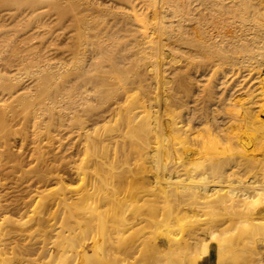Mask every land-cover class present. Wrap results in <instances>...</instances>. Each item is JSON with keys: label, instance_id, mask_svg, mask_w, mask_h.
Wrapping results in <instances>:
<instances>
[{"label": "bare ground", "instance_id": "obj_1", "mask_svg": "<svg viewBox=\"0 0 264 264\" xmlns=\"http://www.w3.org/2000/svg\"><path fill=\"white\" fill-rule=\"evenodd\" d=\"M163 4L165 18L171 27L158 30L161 26L155 24V28L152 29L156 30L159 36H165V40L170 42L168 45L165 44L168 47L165 51L161 37L157 36V38L141 32L142 37L147 39L143 44H146L145 49L148 51L139 52L142 55L141 59L129 60L132 54L124 52L126 49L122 46L119 47L120 36L118 35L120 32L132 34L134 32L132 27L125 30L123 26L136 27L135 25L138 26V22L141 21L122 10L121 13L114 12L117 16H112L113 24L106 25V22L102 24L97 34H102V37L91 51L86 50L88 34L79 31L69 33L67 38L71 42L67 51L68 59L65 65L53 64L55 70L52 72L40 75L47 71L49 66L39 65L40 59H43L40 52L33 55L32 74L44 78L56 75L64 82L61 87L55 85L54 98H47L50 103H40V110H43V113L49 112L52 106L62 102L65 117L70 115V118L75 120L78 116L85 115L86 120L91 123V128L85 130L79 127L74 131L75 137L82 145V157L76 166L70 168L74 179L78 181V186L80 183L75 192L76 198L67 197L63 177L51 170L45 175L41 174L37 182L35 181L36 185L31 184L29 180V184L27 181L25 184L24 182L14 183L11 190L16 191L18 195L22 191V184L27 190L23 189V191L30 192L27 198L25 197L26 201L22 200L20 205L15 204V201L14 204L9 202V199L7 202L6 193L0 195V211L7 212L12 208L11 210L16 209L18 212L24 210L23 213H27L30 211L27 210L28 208H34L37 214V217L34 216L33 221L30 222H20L22 219L20 216L18 219L9 216L2 218L4 223L0 225V264H20V261L26 258L23 255H29V247L22 246L25 242L22 240L24 242L22 243L19 240L23 237L27 239L26 234L31 236L33 227L35 231L37 230L36 232L45 235L50 228V211L54 205H63V212L67 211L69 214L65 217L66 220L62 219L64 223H59L62 220L58 222L62 226L59 227V233L55 234L54 240L48 241L51 248L49 247L46 252L43 251L44 245V247L39 246L43 254L46 252V257L50 254L53 258L57 256L56 260L54 259L57 264H102L104 259L101 260L100 256L98 258L94 254L91 256L88 251L94 253L96 250L105 249V255L111 256V248L107 250L106 248L108 242L113 241L106 238L107 232L103 235L107 246L104 238L105 245L99 249L100 241L98 244L96 240H92V244L86 246L80 245V237L75 232L77 227L91 228L83 227L89 224L88 219L91 216L88 215L91 213L94 216L97 208L91 206L90 209V205L87 204L89 208L86 209L89 213L85 215L89 217L88 219L84 217L78 219L73 215L74 210L85 209L86 200H94L92 201L94 205L95 196L102 193L101 197L96 198V201L98 200L96 204L98 205L100 201L104 205L113 202L110 208H106V205L102 206L112 211V216L110 212L109 215L111 228L115 234L111 236L109 232V237L114 238L116 235L120 242L119 248L117 240L113 243H116L117 247L111 246V243L110 246L113 249L118 248L119 254L124 257L117 259L116 262L105 259L108 263L121 264L139 253L141 264H197L199 258L207 255L208 246H201V240L195 237L198 236L197 232H203L206 229L210 235L206 231L204 234L215 237L211 243L216 245V264H225L226 260L230 263L226 256L230 254L226 246L228 241L224 237L228 230L226 228V231L219 233V229L224 225L220 223L219 217L221 215L236 218L239 216L237 219H242L240 215H248L259 222L255 229H264L262 225L264 220V131H259L262 127L260 125L264 122L259 117L262 121L255 120V123L253 118L255 115L257 117L258 111L254 110V107L259 105L251 106V103L257 102L254 101L257 97L264 98V70L261 71L263 74L261 81L258 79L257 85L254 84L258 88H254L255 91L260 93L253 96L254 91L250 92V90V93L246 95L247 99H250L248 103L245 102L248 108L243 105L244 103L239 102V97L231 105L229 99L232 97L227 92V76L235 80L236 84V77L234 78V75L232 77L231 72L236 71V76L239 73L238 78L240 80L242 78V82L247 84L246 81L254 73L253 71L256 69L260 71V68L264 66V0H163ZM139 27L143 28V26ZM153 35L156 36L154 32ZM109 52H113L112 56ZM166 54L176 58L177 61L170 64L169 60L166 61L168 58ZM178 62L179 67L173 65ZM223 65L228 70L225 72L226 70L223 69L224 74L220 71ZM199 69L208 70L209 74H206V77L211 78L214 84L210 81L211 85H209V79L206 78L208 83L203 82L207 84L199 86L192 94L190 90L197 85L187 78L186 72L191 70V76L192 71L198 73ZM242 72L245 74L241 75ZM202 74H199L198 79L203 78H201ZM217 76L221 78L214 80ZM230 77L229 80H231ZM255 77L259 78V74ZM3 78V75H0V80ZM255 79H253L254 82H256ZM148 80L156 84L153 91H150ZM197 81L196 79L193 82L200 83ZM216 81L218 82L215 84ZM170 83H173V86H167ZM228 83H230L228 86L232 85L231 82ZM235 84L234 88H237L235 86L239 84ZM222 88V91L226 90L225 95H227L226 92L229 94L230 106L233 109L236 108L233 112L240 107L239 110H242L237 112L236 117L232 115L233 112L231 113L230 116H233L231 121L233 120L232 123L235 121L236 126L232 125L229 128L231 130L228 129L229 132L221 128L227 116L223 117L224 121L220 124L218 122L220 116L217 117L215 114L222 108H219L221 102L214 92L217 93V89L221 91ZM25 89L7 94L1 93L0 96L19 99ZM29 89L30 87H27L26 90ZM199 89L200 91L197 92ZM241 89L237 92L244 90V88ZM229 90L233 92L234 89L231 86ZM244 92L246 94L245 90ZM217 95L219 96L218 93ZM216 97L218 98L216 101L220 102L219 104L216 102L217 105ZM249 107L253 108L254 114L255 112L257 114L254 115ZM224 108H227V105ZM224 112H219V115H225ZM0 120L7 123L4 113L0 116ZM85 123L86 121L80 122L81 125ZM229 123L231 126L232 123ZM255 124L258 125L255 126ZM243 127L253 132L254 138L249 137L253 138L252 141L248 140V135L245 136ZM250 143L253 146L251 148ZM235 163L245 165L247 169L243 168L248 171H244L249 174L244 175L249 176L241 179L243 174H235V171H232L235 169L233 168ZM236 175L240 177H235ZM108 179L113 183L105 182L109 181ZM102 184L106 189H103V186L101 189ZM13 194L15 196V192ZM100 198L102 200H99ZM85 210H83L84 213H86ZM102 213H100L102 218L99 219L105 220ZM194 216L203 219L197 218L198 220L192 222L187 220ZM69 220H72V226ZM32 222L33 227L30 226ZM236 223L234 225L237 226L238 223ZM95 225L92 227L95 228ZM183 228H188L189 233L179 238L176 231ZM109 231L112 233L111 229ZM24 232L28 233L22 237ZM239 238L249 248L255 247L256 240L259 239V237L254 238L243 233L239 234ZM28 239L27 241H31ZM27 244L31 245V242ZM79 247L80 250H77ZM59 251L62 252L57 255ZM105 255L102 257L105 258ZM116 255L112 254V259H115ZM235 255L232 256H235L236 262L232 263L250 264L246 261L250 258L245 257L247 254H244V258ZM31 256L28 257L31 258ZM241 258L245 259L246 263H241L242 261H239ZM251 260L253 261L254 258ZM106 261L105 264H107Z\"/></svg>", "mask_w": 264, "mask_h": 264}, {"label": "rangeland", "instance_id": "obj_2", "mask_svg": "<svg viewBox=\"0 0 264 264\" xmlns=\"http://www.w3.org/2000/svg\"><path fill=\"white\" fill-rule=\"evenodd\" d=\"M122 10L126 11L128 14L134 15L138 21H141V22H138V26L134 24L136 27H134V26H123V29H125V30L131 29V27H132V30H134V32H132V34L120 32V35H118V36H120L118 39L119 47L122 46L123 49H126L124 52H128V54L131 53L132 56L129 58V60L135 61L137 59L142 58V55L139 52H142L143 50L145 52L148 51L145 49L146 44H143L144 41H147V39L142 37L141 32H144V33L146 32L145 35L151 34L149 36L157 37L160 34L158 35L156 30L152 29L155 24L161 26L160 28H158V30L164 29V27H171L167 22L168 20L165 18V8H164L163 0H40V1H36V2H34L32 0H0V75H3V77H4L2 80H0V94L1 93L7 94L9 92H15L16 90H21L23 88L27 89V87H30L29 90L25 89L24 92L22 91L24 94H22L21 98H19V99H13L12 97H9V96H0V116H2V113H4L6 121H7V123L5 124L2 120H0V195L2 196L6 193L7 194L6 197L8 196V198L5 199L6 201H7V199H9V202L13 203L15 201L14 203L15 204L19 203V205H20V202L22 200L26 201L25 199L28 196L27 194L30 192L29 191H28V193L25 192L27 190L24 188L23 185L27 182L29 184V181H31L30 182L31 184L36 185L38 177H40L41 174H44V175L47 174L48 172H50V170L52 172L55 171L54 172L55 174L59 173V175L63 177L64 186L67 188L65 191L67 194V197L71 198V199L76 198L75 192L78 190L80 183L78 186V181H76L74 179V176H73L72 172L70 171V168L76 166L78 164V161L82 157V152H81L82 145L80 144L79 140H77V138L75 137L74 131H76V129H78L79 127H82L85 130L90 129L91 123L86 120L87 117L85 115L78 116L75 120H72L70 118L71 117L70 115L65 117L64 116L65 111H63V109H62V106H63L62 102H61V104H55L54 106H52V109L49 112L43 113L44 111L40 110L39 104L40 103H50V100L47 98L48 97L51 99L54 98L53 95L56 91L55 85L57 84L58 87H61L62 85H64V82L62 81L61 77H57L56 75L55 76H47L46 78L40 77V75L48 74L49 72H52L53 70H55V68H53V64L65 65V62L68 59V57H67L68 52L67 51L69 50L70 42H71L67 38L69 33L79 31V32H83V34H88V36L86 38V50L91 51L93 49L95 43L99 40V38L102 37V34L97 35L98 32H100V29H101L100 27L102 26V24L104 22H106V25L107 24L109 25L111 23L113 24L112 16H117L116 14H114V12L121 13ZM139 26H143V28H141ZM150 26H152V27H150ZM91 27H95V28L90 29ZM120 27L122 28V26H120ZM96 29H97V31H96ZM152 31L156 34V36L153 35ZM94 32L95 33L97 32L96 35ZM131 35H133V36H131ZM159 37L162 38L161 43H163V45H164V47H163L164 51L167 50L168 47H166L165 44L168 45L170 42H167L165 40V38H164L165 36H163V37L159 36ZM39 52L43 56V59H42L43 61L40 59L41 62L39 63V65L47 64L49 67L47 68V71H44L40 75H35V74H32V71H34L33 55H35ZM109 53L112 56L111 53H113V52H109ZM166 56L168 57L166 59V61L169 60L170 64L177 61L176 58H171L167 54H166ZM5 61H7V62H5ZM9 61H10V63H9ZM142 62H143V60H142ZM173 65L176 67H179L177 65H180V63L179 62L174 63ZM223 67H225V66L223 65L222 68L221 69L219 68V69H220V71H222L221 73L224 74L228 70H227V67H225V68H223ZM223 69L226 71L223 72L224 71ZM262 69L264 70V66H262L260 68V71H259V69H256L255 71H253L254 73L255 72H257V73H255V74L253 73L251 75V77L249 79H247V81H246L247 84L245 82H242L243 81L242 78H241V80L238 78L239 73L236 76V71L231 72V74H232L231 76L233 77V75H234V78L236 77V84H235V80H233L230 76H229L230 79L233 81L229 80V77L227 76L228 73H226L227 74L226 76L228 78V80H227V78L225 77L227 80V92L230 95L227 92H226L227 95H225L224 92L226 90L222 91L223 88L221 89V91L219 89H217L219 92L216 90L217 93L219 94V96L217 95L216 92H214V95L216 94V96L219 97V101L221 102V103L219 102L220 103L219 108L220 107L222 108V110H221L222 113L224 112L225 109H227V111L225 110L226 113L224 112L225 115H219L221 113L220 110L217 111L218 113L217 112L215 113L217 117L220 116L218 118L219 119L218 122H220V124H221V121L222 122L224 121L223 117L227 116L224 123L221 124V126H222L221 128L227 129L226 131L229 132V130H231L229 128H231L232 125H233V127L236 126L235 121H234L235 124L232 123L233 120L231 121V117H233V116H230L231 113L236 110V108L233 109V107L230 106L229 100H230V103L232 105L236 101V99L239 97L238 98L240 100L239 102L244 103L243 105L248 108V105H245V102L248 103L250 101V99L248 98L249 99L248 100L246 95L249 94L250 92H253V91H254L253 96L260 93L258 91H255V89H258L255 87V85H257L256 84L258 82L257 80L258 79L260 80V78H262V75H263L261 72ZM200 71H201V69L198 70V73H196L195 71L194 72L192 71L191 76H190L191 70L188 71L189 74L186 72L187 78H189L193 84L197 85L196 88L192 87V89L190 90V92L192 94H194L195 90L198 89L199 86L201 87V86H203V84L206 85L208 82H209L208 84L211 85L210 83L214 82L211 80V78L209 79L208 76L206 77V74L207 75L209 74L208 70L206 71L204 69V71L203 70L201 72ZM201 73H203L201 75V78L202 77L203 78L200 80V78L198 79V77H200L199 74H201ZM193 74L196 75V77ZM240 74L244 75L245 73L242 72ZM258 74H259V78L255 77V76H258ZM220 76H222V74ZM220 76H217V78L215 77L216 79H214V80L221 78ZM147 77L148 76H146V78ZM206 78L209 79V81L205 80ZM237 78H238V80H237ZM252 78L253 79L256 78L255 79L256 82H254V80ZM196 79L200 83H196V82L194 83L193 81H195ZM239 81H241L240 84H239ZM148 82L150 84L149 85L150 91H153L156 84L154 82H151L150 80H148ZM203 82H207V83H203ZM217 82L218 81H216L215 84ZM228 82H231V84H232L231 86L236 92L233 90V92H234L233 93L232 90L231 91L229 90L231 86L230 85L228 86V84H230ZM234 84L235 85L239 84V86H235L237 88H234ZM243 84H244V86H243ZM167 86H173V83H170ZM243 88L246 91V94H245ZM82 89L83 88H81V90ZM200 89L197 90V92L200 91ZM240 89L243 90V91H241L242 95H241V92L240 93L237 92V91H240ZM84 90H85V87H84ZM92 94H93V92H92ZM90 95H91V92H90ZM228 95L231 96L232 99H229ZM226 96L228 98H226ZM217 97L215 99V103L216 102L218 103V101H216V100H218ZM240 98H242V99H240ZM258 98L259 97L254 99V101L255 102L257 101V102L251 103V106H252V104L253 105L254 104L259 105V107L254 105L255 106L254 110L257 109L258 114L260 112V115H258L257 112H255V114H257V117H256V115L254 114L253 108L251 109L249 107V109L253 110V114L255 115V117L253 118L254 121L255 120L256 121L257 120L262 121V119H263V122H264V112H263L264 111V106H263L264 105V98H261V97H260V99H258ZM261 102H263L262 105H260ZM217 103H216V105H217ZM223 104H224V106H223ZM226 105H227V108H224V107H226ZM249 106H250V104H249ZM228 107L231 109H229ZM260 107H262V108H260ZM240 108H238V110L236 112H233L232 115H234L236 117V115H238L237 112H242V110L241 111L239 110ZM261 109H263V111ZM229 110H230V112H229ZM227 112L230 114H228ZM253 114L250 116L251 118L253 117ZM228 116H230L229 119H228ZM235 117H234V120H235ZM259 117L262 119L260 120ZM68 118H69V120H68ZM226 120H227V124H226ZM82 121H86V123L81 125L80 122H82ZM256 121H255V123H256ZM229 122L232 123L231 126H229V124H230ZM257 125L255 124V126H257ZM241 126H242V123H241ZM260 126H262V127H260L261 129L259 131L263 132L264 131V123H263V125H260ZM97 127H99V125H97ZM243 130L246 133V135H245V133H244V135L245 136L248 135V138L254 136V134H252L253 132L251 130L249 131V129H247V128L245 129V127L242 128V131ZM250 134H251V136H249ZM253 138H249L248 140L250 141V139H251V141H252ZM249 145L251 148V146H252L251 143ZM238 163L240 164V162H238ZM232 164H233V162L230 163L231 166H232ZM233 166H235V167H233L235 169L232 170L233 168H231V170L235 171V174H237V175H238V173L243 174V175H241V177H242L241 179H243V177L245 176L244 174L248 173V172H245V171H248V170L244 169V168L247 169V167H245V165H238L235 163ZM227 167L229 168V166H227ZM88 172H92V171H88ZM248 174L244 178L249 176ZM237 175L235 177H240ZM23 182H24V184H22V186H21L22 191L19 192V195L16 193V191L11 190V188L14 187V183H23ZM105 182L113 183V182H111V180H109V181L106 180ZM102 186H103V189H106V187H104L105 186L104 184L101 185V189H102ZM99 188H100V186H99ZM23 189L25 191H23ZM98 191H100V190H98ZM13 192H15V196H14ZM102 195H103V193L98 195V196L101 197ZM98 196H95V202H94L95 206L93 205V202H92L94 200H91V199L86 200V203H85L86 205L87 204L90 205V209H91V206H93V208H97V209H95L96 211H94L95 217L90 213L88 216H91V218L88 219L89 217H87L85 215V214H87V212L89 213L88 209H86V208H89L88 207L89 205H87V207L85 205L86 210L85 209H82V210L78 209L76 211L74 210V214H73L78 219H82L83 217L88 219L89 224H92V225L96 224L95 228H93L92 225L89 226V224L88 225L85 224L83 228H86V227H89V228L91 227V228L90 229H88V228L80 229L77 227L75 232H76V235H78L80 237V239H79V242H81L80 245L86 246L87 244H92V242H91L92 240H96L97 243L99 244V241H100V244L98 245L99 246L98 249L103 247V245H105V244L107 246L106 238H109V240L112 239L111 241H113V242H108L109 248L108 247L106 248V246L104 247V248H106V250L111 248L110 249V250H112L111 256L105 255L106 254L104 251L105 249H103V250L100 249L101 251L96 250L94 253L90 252V250L88 249L89 250L88 254L90 253L91 256L93 254L97 255L98 258L101 257V260L104 259V260H102V264H105V261L109 260V259H111L113 261L115 260V262H116V260L121 258L122 255H120L118 252V248L120 247V242L117 240V237H115L116 235H114V238L113 237L110 238L111 236H113V234H115V233H113L114 232L113 228H111L112 227V224L110 222L111 217L109 215V212H110L109 208L112 207L111 204L113 202L106 203V201H104L106 203L105 204L106 206H105L104 203H102L100 201V202H98V205H97L96 203L98 200L96 201V198H98ZM92 199H94V198H92ZM10 200H12V201H10ZM16 200H18V201H16ZM90 200H91V202H90ZM99 200H102V199L100 198ZM102 205L105 206L106 208L109 207L108 208L109 210L104 208ZM96 206H98V207H96ZM63 208H64L63 205H54L52 207V209L50 211L51 212L50 213V219L51 220L49 223L50 228H49V231H47L48 233L46 232L45 235H42V234H40V232L39 233L36 232L37 230L36 231L34 230L35 228L33 226H31L33 224V222L31 224L29 223L30 226L34 228V229L33 228L31 229V230H33V232L30 233L31 236H28L29 234H26L27 239L29 238L31 241H27V239H25L26 237L25 238L23 237V236H25L24 235L25 233L30 232V230H29L28 232H24L22 235L23 239L21 238L19 240L22 243L25 242L26 245L25 244L22 245L21 242H19V243L22 246L29 247L28 252H30L31 254L29 253V255H27V254L23 255V257H26V258H23L20 261V264H22L23 262H24V264H26L25 262H28L27 264H31V263L32 264H45V263L46 264H57L54 261V259L56 260V258H57V256H55V254H53V256H55L53 258L51 254L48 257H46L47 255H45V253L47 252V249H49V247L51 248V244L49 242H52L54 240L53 238H55L54 237L55 234L59 233V229H60L59 227L62 226L59 223H62V222L64 223V221L62 219H65V217H67L69 214L67 211L63 212ZM11 209H10V211H7V212L0 211V225L2 223H4V220L2 219L4 216H9L13 219H18L20 216V217H22L20 222H30L34 216L37 217V214L34 212V208H28L27 210H30V211L27 213H23L24 210L18 212V210H16V209H14V210H11ZM103 209H105V210H103ZM83 210H85L86 213H84ZM101 210H103L106 213V215H105V213H102L103 211H101ZM106 211H108V212H106ZM100 213L103 214V217L105 220L99 219V218H102V215L100 217ZM107 213H108V215H107ZM111 213H112V211L110 212V214ZM106 216H107V218H106ZM111 216H112V214H111ZM195 217L196 216L189 217L187 220L192 222V221L199 219L198 216L196 217V219H195ZM238 217L239 216H237V218ZM240 217H242V219L241 218L237 219L234 216L233 217H229V216L224 217V215H221L219 217L220 223H222V224L224 223V225L222 226L223 229L220 228L219 233L222 231H226L225 230L226 228L228 230V232L227 231L225 232L224 237H226V239L228 241L226 246H227L228 254L230 253L229 254L230 256L229 255H226V256H227V259H229L228 261H230V263L227 262V260H226L225 264H228V263L234 264L236 262V260H234L235 259L234 257L236 256L235 254H237L238 257H239V255H240V257H243L244 254L245 255L247 254L245 256L246 258L247 257L251 258V255H252L253 257L251 259L254 258V260L252 261L249 258L250 259V262H249V259H246V261H248L247 263L264 264V244H263V242H264V229L263 230L255 229V226L258 225L259 222L254 221L253 217H249L248 215L247 216H244V215L241 216L240 215ZM94 219H96L95 222H97V223L94 222ZM200 219H203V218H200ZM240 219H241V221H240L241 223L238 222ZM60 220H62V221H60ZM91 221H93V223ZM105 221H107V222L104 223ZM236 221L238 223L237 226L234 225V223H236ZM71 222H72V220L69 223H71ZM225 222H226V225H225ZM262 222H263L262 225L264 226V220ZM71 226H72V223H71ZM106 226H108V227H106ZM109 226H110V228H109ZM92 228H93V230H92ZM97 229H99V230H97ZM108 229L109 230L111 229L112 233ZM102 230L103 231L105 230V231L103 232ZM207 230L208 229H206L204 231L207 232ZM82 231H83V233L81 234ZM84 231H87L88 233L86 234V232H84ZM204 231L203 232L200 231L201 233L197 232L199 237L196 236L195 238H197L198 240L199 239L201 240V246H208V251H210V258H211V260H213V263L215 261V264H216V260H215V249H216L215 246L216 245L214 243H211L215 240V237H208L207 235L209 233L207 232L208 234H204V233H206ZM105 232H107L108 235L107 234L105 235ZM109 232L111 235L110 237H109ZM35 233H37L38 235L37 234L35 235ZM99 233H100V235L102 233V235H101L102 238L99 235ZM176 233L178 234L179 238H182V237H185L188 235L189 229L183 228L179 231L177 230ZM240 233H243L245 235H250L254 238L259 237L260 240L257 238L258 241L256 240L255 247L249 248L239 238ZM33 234L35 235V237H33L34 236ZM52 234H53V236H52ZM49 235H50V237H49ZM87 235H88V237H87ZM103 235H105L106 238H105V236L103 237ZM153 236H151V237H153ZM200 236H203V237L200 238ZM30 237H33L34 239L33 238L31 239ZM35 238H36V241H35ZM104 238H105V244L103 243ZM84 239H86V240L88 239V241L85 240L86 241L85 242ZM115 240H117L116 241L117 246H118L117 249H115V248L113 249V247H117L116 243L113 244L115 242ZM82 241H84V242L82 243ZM28 242H31V245H29L30 243L27 244ZM42 243H44V244H42ZM32 244H34V245L32 246ZM40 245L45 246V247L43 246L44 247L43 251H46V252H44V254L42 252V249L40 250V247H39ZM48 245H50V246H48ZM110 245L113 247H111ZM30 246H32V248H30ZM31 250H33V251L31 252ZM77 250H80V247L77 248ZM115 250H117V252ZM245 251H248V252H245ZM60 252H62V251H59L57 253V255L61 254ZM249 252H250V254H248ZM116 253H117V255H116ZM208 253L209 252H207V255H208ZM112 254H113V256L116 255L115 259H112V257H113ZM138 254L139 253H137V255L135 254L134 257H132V258H128L123 263L124 264H127V263L128 264H141V258L139 257L140 254L139 255ZM241 254H242V256H241ZM44 255H45V257H44ZM104 255H105V258L102 257ZM232 255H235V256H232ZM28 256L29 257L31 256L32 259L29 258ZM228 256H229V258H228ZM50 257H52V258L50 259ZM107 257H109V258H107ZM232 257H233L234 261L232 260ZM92 258H94V257H92ZM122 258H124V257H122ZM202 258H199L197 260V264H202ZM239 261H242L241 263H246L245 259H242V258ZM243 261H245V262H243ZM232 262H234V263H232ZM237 262H238V260H237ZM113 263L107 262V264H113ZM123 263H121V264H123Z\"/></svg>", "mask_w": 264, "mask_h": 264}, {"label": "crops", "instance_id": "obj_3", "mask_svg": "<svg viewBox=\"0 0 264 264\" xmlns=\"http://www.w3.org/2000/svg\"><path fill=\"white\" fill-rule=\"evenodd\" d=\"M208 255H205L203 258H202V264H215V261L213 263V260H211L210 258V251H208Z\"/></svg>", "mask_w": 264, "mask_h": 264}]
</instances>
